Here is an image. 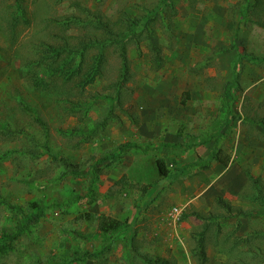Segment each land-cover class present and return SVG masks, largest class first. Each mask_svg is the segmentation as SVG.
Listing matches in <instances>:
<instances>
[{"label": "rangeland", "instance_id": "1", "mask_svg": "<svg viewBox=\"0 0 264 264\" xmlns=\"http://www.w3.org/2000/svg\"><path fill=\"white\" fill-rule=\"evenodd\" d=\"M162 1L0 0V264H264V0ZM97 13L154 22L121 88L106 47L75 90ZM64 42L70 75L50 82L46 47ZM102 218L125 227L103 235Z\"/></svg>", "mask_w": 264, "mask_h": 264}, {"label": "trees", "instance_id": "2", "mask_svg": "<svg viewBox=\"0 0 264 264\" xmlns=\"http://www.w3.org/2000/svg\"><path fill=\"white\" fill-rule=\"evenodd\" d=\"M167 0L162 1V5L166 3ZM255 4L254 9H252V13L254 14L257 6ZM17 7V5H16ZM21 12V11H20ZM154 13H156L154 11ZM96 16L100 18V20H97L96 25H93V29L88 27L86 31V35L84 36L83 40L84 42H80V49L78 50V54L82 55V53L85 52V50L89 48H94L96 49L95 55L92 57V61L88 66V69L86 70V73L84 75V78L79 81V83H76V88L75 90L78 89V87H84L85 85L91 84L96 77H101L102 70H103V62L102 58L104 56L103 54V49L106 47H114L117 48L119 51L120 55V68H119V77L117 79V86L121 88L122 84L125 81H129V61L126 56V47L127 45L131 42L135 41L133 43L138 44L140 42V37L141 33L145 28H147L149 25H151L153 21L152 15L150 13L147 14L146 17L143 18H134V19H124L122 20H117L116 22H109L108 20H104L103 16L100 13H97ZM154 16V15H153ZM118 23H124V28L122 27L119 29L115 34H113V29L111 28L112 26L118 27ZM110 24V25H109ZM112 25V26H111ZM91 30H96L101 31L102 34L97 36V34H91ZM100 38V39H98ZM68 43L64 42L61 46L55 47L54 45H49L46 47V51L44 54V60H45V65L48 70L47 75L51 79L50 82L56 83L55 78H64V81L68 80V76L70 75L69 72L71 71L70 63L68 62V56L69 54H73L69 51ZM153 64L155 67L159 68L160 63L159 61H156L153 59ZM72 77H69V80H71ZM75 86V85H74ZM72 94V93H71ZM119 95V94H118ZM260 122L264 125V119H260ZM261 141L264 143V135L262 137ZM222 165H226L227 161H223L221 159H217ZM156 166L157 170L160 176H166L167 175V169L161 159L156 160ZM247 180L250 182L252 188L257 189V178H255L250 172H247ZM261 194V192H260ZM260 194L256 193V201L257 198H260ZM216 207L219 206L222 207L225 210H230L231 205H229L227 202H225L223 199H218L216 200L215 204ZM12 207V206H11ZM36 209L38 207L35 206ZM12 209H18L20 210V207H12ZM210 215V214H208ZM222 216V215H218ZM216 215L214 216H209L208 217V223L205 226V230L201 232L198 240H197V247L196 251L198 252L199 258H205L206 257V234L211 231V226L212 222L210 220L215 219ZM216 226V223L213 222ZM218 224V223H217ZM23 226V224L21 225ZM125 225L124 223L120 222L119 220L115 219H108V218H102L100 220V225L99 229L103 235H108L111 233H118L121 231L122 228H124ZM23 227H19L17 230H22ZM17 232V233H18ZM8 236L6 233L2 234L1 236V243H0V253L5 250L9 246L10 241L7 239ZM261 250V249H256ZM264 253V250H263ZM258 255H261L262 253H257Z\"/></svg>", "mask_w": 264, "mask_h": 264}, {"label": "built area", "instance_id": "3", "mask_svg": "<svg viewBox=\"0 0 264 264\" xmlns=\"http://www.w3.org/2000/svg\"><path fill=\"white\" fill-rule=\"evenodd\" d=\"M180 210L178 208H173L172 209V214L175 215V216H178L180 214Z\"/></svg>", "mask_w": 264, "mask_h": 264}, {"label": "crops", "instance_id": "4", "mask_svg": "<svg viewBox=\"0 0 264 264\" xmlns=\"http://www.w3.org/2000/svg\"><path fill=\"white\" fill-rule=\"evenodd\" d=\"M217 162L220 163L218 160H217ZM220 164H221V163H220ZM214 201H215V199H214ZM230 204H231V203H230Z\"/></svg>", "mask_w": 264, "mask_h": 264}]
</instances>
